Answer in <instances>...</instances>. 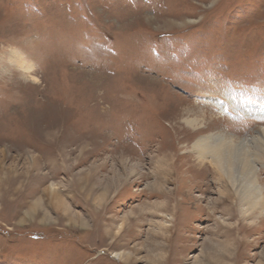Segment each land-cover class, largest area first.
<instances>
[{
	"label": "rangeland",
	"instance_id": "obj_1",
	"mask_svg": "<svg viewBox=\"0 0 264 264\" xmlns=\"http://www.w3.org/2000/svg\"><path fill=\"white\" fill-rule=\"evenodd\" d=\"M194 105L210 133L264 128V0H0V264H143L151 220L134 212L166 167L171 204L191 199L170 211L160 264L220 242L224 264H260L263 217L222 215L210 167L187 177Z\"/></svg>",
	"mask_w": 264,
	"mask_h": 264
},
{
	"label": "bare ground",
	"instance_id": "obj_2",
	"mask_svg": "<svg viewBox=\"0 0 264 264\" xmlns=\"http://www.w3.org/2000/svg\"><path fill=\"white\" fill-rule=\"evenodd\" d=\"M215 103L221 108L220 104L217 102ZM182 112L181 123H183V127L185 128L182 130H185L184 132L188 135L191 134L188 136L183 132V140L187 139V142L190 141L191 145L182 144L181 147L184 152L187 151L192 153V156L184 162L188 165H190L189 163L191 162L193 163V165L189 166V169L187 170L188 179H191L192 181V179L195 178L194 176L197 175L198 170H200V167L201 169L205 167V171L210 167L211 182L217 184L219 187V198L216 202L218 206L216 207L222 206L223 212H221V214H224L228 219L235 218L231 213L230 206L227 205V203L230 202L238 206L240 211L239 214L242 217L243 215L244 217L251 216L256 220L263 217L262 220L257 221L259 223L262 221V224L264 222V183L259 176V164L264 162V128H261L256 136L250 138H241L240 136H233L220 131L210 133V131H208L211 130L210 127L205 125L204 122L205 116L202 108L194 105L189 106V108L186 109L184 108ZM182 154L183 152L181 155ZM162 160L163 162L168 161V159ZM159 170L161 171H157L156 176L154 177L155 180L151 185L153 192L151 191L152 193L150 192L149 195L152 196L151 194H153V197H155L156 200L144 202L147 206L141 204V206L137 207L134 212L136 216H145L151 220V229L146 235L148 255L143 264H160L163 243L158 239L163 240L165 238L164 236L169 234L170 227H173L170 222L174 220L175 215H172L170 211L172 209L181 210L183 207L181 200L191 199L189 188H187V191L183 193L180 192V196L173 200L172 205L171 200L173 199V195L178 194V186L168 189L165 184L169 182V179L172 181L174 173H172V170L169 167ZM132 172H135V170ZM174 172H178L177 168ZM110 183H112V181H110ZM204 184L207 186L206 189H209L208 183ZM54 195L57 196L58 194ZM158 198L162 199L159 200ZM38 205L39 203L35 206L38 207ZM56 206L57 209H60L61 211L63 210L66 215L69 214V217L72 215V211L69 210L70 208L68 209V206L66 207L61 199L57 198ZM34 209L35 207L32 208V210ZM27 216H30L29 213ZM154 217L157 220H153ZM70 218L76 223L80 222L82 224V222H84L80 214L74 213ZM222 219L224 220V218ZM218 225H220V221H218ZM122 227L123 225L121 223L116 227L117 233L122 230ZM108 233H110L109 229ZM218 245L221 247L219 250H213L214 247L206 248V252L203 254L201 253L202 257L199 260L197 259L199 264H224L222 260L225 258L222 259L221 257L223 253L229 252L230 245L222 242L218 243ZM113 252L114 256L127 262L131 260L130 255L134 251L123 250L122 252ZM208 257H211L212 260ZM206 258L208 259L206 260ZM259 263L264 264V258Z\"/></svg>",
	"mask_w": 264,
	"mask_h": 264
}]
</instances>
